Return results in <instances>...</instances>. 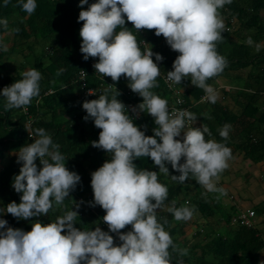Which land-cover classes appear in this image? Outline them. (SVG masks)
Wrapping results in <instances>:
<instances>
[{
    "label": "clouds",
    "instance_id": "1",
    "mask_svg": "<svg viewBox=\"0 0 264 264\" xmlns=\"http://www.w3.org/2000/svg\"><path fill=\"white\" fill-rule=\"evenodd\" d=\"M4 3L7 6L9 0ZM231 3L232 0H97L84 10L88 0H80L78 6L82 10L78 22H83L79 31L83 59L98 58L93 65L96 73L114 82L98 99L82 104L87 113L84 120H93L94 126L101 130L98 141L91 142L92 146L111 154L110 159L91 174L94 200L90 202V206L98 205L105 211L103 226L109 231L99 226L95 230L75 227L78 211L72 210L73 207L55 222L43 224L37 220L30 231L12 228L6 220L0 219V230H3L0 231V264H173L170 248L180 257L188 254L187 249H177L174 245L164 228L167 219L161 223L157 218V210L165 207L168 197V188L159 182L158 176L170 175L167 167L170 164L180 173L171 175L173 181L183 184L194 178L207 192L227 195L224 188L217 187V182L229 167L232 150L224 143L206 139L212 133L205 124L194 126L195 113L170 110L172 101L168 105V101L154 94L152 89L158 87L157 77H160L163 83L166 78L179 91L177 85L190 76L191 84L203 89L210 103H216L219 94L207 81L222 73L228 64L217 52L216 42L223 39L225 31L219 10ZM18 6L28 16L37 8L36 0H18ZM126 21L141 35L142 29L155 30L157 37L162 35L167 45L179 53L173 70L166 76L158 67V62L164 59L162 55L154 53L143 39L140 41L142 51L136 35L126 27ZM0 24L8 28L7 19L0 20ZM12 31L19 32V29ZM7 33L12 38L13 35ZM5 34L3 37L10 39ZM246 43L256 52L264 48V44L254 42L251 37ZM2 47L3 51H8L6 44ZM63 72L61 68L57 75ZM80 72L86 75L83 70L78 75ZM78 75L80 88L84 89L85 80L82 86ZM121 76L129 81L128 87L142 97L143 102L125 105L117 99L120 93L115 83ZM22 77L10 86H1L0 95L6 99L5 111L23 108L26 113L27 106L39 97L40 71L32 68L23 72ZM96 92L88 88L84 95L91 97ZM129 105L134 106L132 112L137 114L136 119L129 116ZM145 112L154 118L157 126L152 136H146L133 122ZM205 118L211 119L207 114ZM231 128V124H224L218 130L220 137L226 140ZM26 130L34 142L18 151L16 162L22 166L12 183L15 192L22 194L20 203L12 201L0 208V215L10 214L18 220L47 215L54 204L63 205L81 182L80 175L65 166L59 144L53 142L44 128L27 125ZM141 157H149L159 172L138 168L134 161ZM75 207L78 209L79 205ZM167 211L177 221H188L195 207L177 208L173 201ZM128 225L131 230L121 232ZM110 232L117 234L119 245L114 244ZM177 264H183V260H178Z\"/></svg>",
    "mask_w": 264,
    "mask_h": 264
},
{
    "label": "trees",
    "instance_id": "2",
    "mask_svg": "<svg viewBox=\"0 0 264 264\" xmlns=\"http://www.w3.org/2000/svg\"><path fill=\"white\" fill-rule=\"evenodd\" d=\"M95 2L97 0H88V5L83 6L84 10ZM36 4L35 12L28 16L18 6V0H9L7 6L4 0H0V20L8 21L7 29L0 24V91L1 86H10L21 80L22 73L29 69L35 68L42 75L40 95L27 106L26 113L23 108L5 111L6 99L0 95V208H5L12 201L20 203L22 194L15 192L12 183L22 166L16 162L18 151L22 146L34 142L26 130L27 125L32 128L42 127L52 136L53 142L59 144V151L65 156V166L79 174L81 182L63 205L54 204L47 215L18 220L10 214H4L0 215V219L6 220L12 228L30 231L32 223L37 220L43 224L55 222L57 217L73 207L72 210L78 211L75 227L95 230L99 226L103 231H109L103 226L106 224L103 222L105 211L98 205L90 206V202L94 200L91 174L109 160L111 154L92 146L91 142L98 141L101 130L94 126L93 120H84L87 113L82 104L86 100L98 99L104 89L114 82L110 77L96 73L93 65L98 62V58L90 57L87 61L83 59L80 51L82 39L79 36L83 22H78L82 10L78 6L80 0H36ZM219 12L224 20L225 31L222 33L223 39L216 42V50L227 59L228 64L222 73L210 78L207 83L213 85L217 77L226 76L238 89L231 93L223 90L222 98L215 104L208 100L201 103L200 99L206 93L192 85L189 76L181 85L176 84L179 96L188 111L197 115L196 122L200 126L205 124L209 127L212 135L206 136V139L224 143L232 153H242L255 161H264V48L256 52L254 47L246 43L247 38L251 37L254 42L264 44V0H232L231 4L224 5ZM126 27L136 35L139 44L143 39L152 46L154 53L162 55L164 59L158 62L162 75L166 76L167 72L173 70V62L179 53L167 45L162 35L157 37L155 30L147 29H142L141 35L127 21ZM16 28L19 32L12 31ZM7 32L13 35L11 40L3 37ZM7 42H10V47L5 52L2 46ZM140 47L143 51L141 44ZM153 60L156 62L155 56ZM61 68L64 72L57 75ZM81 70L86 73L84 89L80 88L77 80ZM245 71L244 79L234 77L233 80L230 76L231 73L242 75ZM128 84L124 76L115 83L120 93L117 99L125 105L143 102L142 97L133 93ZM157 84L158 87L152 91L166 99L169 105L172 101L171 93L160 77H157ZM88 88L96 89V94L91 97L84 95V90ZM226 100L233 104L231 108L224 104ZM205 114L211 119L205 118ZM133 122L145 131L146 136H152L153 129L157 127L154 118L146 112L140 113L139 120ZM226 123L231 124L232 128L224 140L218 130ZM36 163L40 167L39 160ZM134 163L140 169L159 172L158 166L149 157H141ZM167 167L170 175L158 176L159 182L168 188V197L164 209L157 213V218L161 223L167 219L164 228L171 235L177 249L188 250L186 256L180 257L178 252L173 253L170 248L173 264H177L180 259L183 264H264V261H259L264 241L252 227L233 225L225 236L217 235L204 243L192 242L193 237L188 240L184 230L185 222L175 220L167 208L172 206L173 201L177 208L194 206V213L198 212L206 218L214 214L210 204L213 199L202 191L189 193L192 186L197 188L199 185L195 179L190 178L183 184L173 181L171 175L178 176L180 173L173 170L170 164ZM76 204L79 205L78 209ZM231 218H226V223L231 225ZM130 230L131 225H128L121 232ZM109 234L114 237V244L121 243L117 234ZM196 235L199 237L200 233Z\"/></svg>",
    "mask_w": 264,
    "mask_h": 264
},
{
    "label": "crops",
    "instance_id": "3",
    "mask_svg": "<svg viewBox=\"0 0 264 264\" xmlns=\"http://www.w3.org/2000/svg\"><path fill=\"white\" fill-rule=\"evenodd\" d=\"M230 76L233 77V80L234 77L244 79L246 71L242 75L231 73ZM212 86L219 94L217 100L222 98L223 90L231 93V91L238 89L226 76L217 77ZM224 104H228L230 108L233 106L228 100L224 101ZM194 126L200 127L199 122H196ZM180 138L177 137L176 139ZM232 157L228 161V169L220 174L217 182V187L224 188L227 195H221L219 192H207L201 185H198L197 188L192 186L189 193L202 191L213 199L210 204L214 209V214L211 217L203 218L198 212H195L190 220L184 221V230L188 240L193 237L195 239L192 238V242L204 243L211 237L225 236L233 226L226 223V218H231L241 211L251 210L254 212L252 228L257 231L258 237L264 241V161H255L237 152L232 153ZM197 232L200 233L199 237H195ZM259 261H264V249L259 254Z\"/></svg>",
    "mask_w": 264,
    "mask_h": 264
},
{
    "label": "built area",
    "instance_id": "4",
    "mask_svg": "<svg viewBox=\"0 0 264 264\" xmlns=\"http://www.w3.org/2000/svg\"><path fill=\"white\" fill-rule=\"evenodd\" d=\"M85 75H81V72L78 75V79L80 80L81 85H84V79ZM164 83L166 84V87L168 88L169 91L172 92L173 95V100L171 102V104L169 105V109H180V110H188L187 107L184 106V101L183 99L179 96V91L176 89L174 84H170V82H168L166 80V78H164ZM206 95L201 97V102H206ZM129 110V116L132 119H136L137 114L132 112V109L134 108L133 105H129L128 107ZM254 217V212L251 210H246V211H241L236 213L232 219H231V225H235V226H244V227H252V218Z\"/></svg>",
    "mask_w": 264,
    "mask_h": 264
},
{
    "label": "rangeland",
    "instance_id": "5",
    "mask_svg": "<svg viewBox=\"0 0 264 264\" xmlns=\"http://www.w3.org/2000/svg\"><path fill=\"white\" fill-rule=\"evenodd\" d=\"M5 35H6V36H9V38L11 39L9 33H6ZM5 44L8 46V48L10 47V42H7V43H5ZM9 66H10V65L8 64L7 69H9Z\"/></svg>",
    "mask_w": 264,
    "mask_h": 264
}]
</instances>
